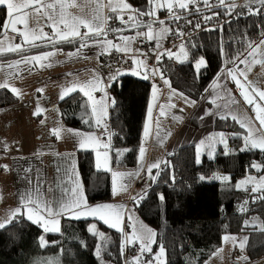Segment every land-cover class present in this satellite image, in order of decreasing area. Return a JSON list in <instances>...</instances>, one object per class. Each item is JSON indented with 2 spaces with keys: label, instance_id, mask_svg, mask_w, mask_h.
<instances>
[{
  "label": "snow or ice",
  "instance_id": "1",
  "mask_svg": "<svg viewBox=\"0 0 264 264\" xmlns=\"http://www.w3.org/2000/svg\"><path fill=\"white\" fill-rule=\"evenodd\" d=\"M92 2V0H90ZM97 7L93 9V14L90 18L85 16H75L68 12L69 8L77 7V0H0V7L6 10L7 23L0 25V36H3V40H0V56L6 53H17L20 55V59L15 61H9L6 63L0 62V69L5 66L12 71L9 73V79L12 76H18L23 71H31L34 66L40 68H51L55 62L53 58L57 52L62 51L56 47L57 44H74L79 41V46L67 55L72 58H88L85 56V48H96L98 50L97 59L100 55H111L115 50L123 54L121 59L124 63L131 60L135 65L131 68V74L134 76H140L144 80L150 79V77L159 76L165 85L170 89L168 96V103L163 105H157L159 87L153 83L151 103L147 108V122L143 127L142 143L138 149L139 165L136 171L133 172H119L113 171L109 166V151L112 150L111 139L112 133L109 132L107 119L109 117L108 109L114 107L116 101L108 93V88L115 83H119V77L124 73L119 69H113L107 74L105 83V77L101 76L97 70H93V78L86 82L73 81L70 82L68 87H65L60 95V99L64 100L66 96L71 95L76 91H80L84 97H87L85 101L86 118H83V122L88 125L89 128L103 129L101 136H97L94 132H81L67 129L78 138V148L81 150L93 149L96 153V167L97 169H103L112 173L113 176V195H118L121 191H127L131 180L138 176L141 171L145 170L144 157L146 152L145 144L153 134V111L158 107L159 115L155 117L156 123V137L160 142V117L165 116L166 113L175 108V104L172 103L173 97H179L184 100L186 105L195 106L197 101L191 99L183 92H178L172 88L171 81L166 78L165 73L161 71L159 67L149 69L146 59H140V57H146L148 54L141 51L139 48L133 49L131 45L137 40L138 37H143L147 41L156 40L155 48L152 49L155 52V60L157 64H162V60L165 56L168 59L185 63L188 60V52L186 47H195L191 41L186 43H180L178 51L173 52L171 49H164L160 43V38L164 37L165 33H171L176 38H183L185 32L176 27L174 30L165 25V21L159 19L158 12L165 10L168 13L170 20L179 22L184 20L187 25H191L193 30H197L201 27V23H207L212 21L216 17L221 15L220 11H214L213 9H222L225 15L231 16L238 7L246 9L247 15H261V10L264 9V0H247L244 5H237L234 0H146V7L144 9L134 8L132 4L127 0H108L105 5L102 0H96ZM204 5V9L208 10L211 14L205 15L204 9H201L200 5ZM192 6L189 10V6ZM255 5V7H253ZM110 9L113 16H105L104 8ZM29 9L31 11H29ZM83 11V9H81ZM200 15L201 20L193 22L188 19L190 15ZM125 15L128 19L125 20ZM244 15L242 12H237L236 17ZM47 18V27L52 29L51 35L45 32L42 27L30 28L29 19L33 18L39 21L40 17ZM143 17H148V21H144ZM116 19L122 27L120 28H108V20ZM159 23L161 26L159 32H157L153 25ZM18 25H22L23 28H18ZM81 27L86 31L81 33ZM220 30H223V25H220ZM145 28L146 31H136L134 36H125L122 33L129 29ZM207 31H215L216 28H206ZM14 33L21 38L20 43H12L15 40V36H9L8 32ZM112 32L117 34V39L123 43H115L113 40L108 39V33ZM190 34V33H189ZM261 37H264V31L260 33ZM39 41V43H37ZM243 44V51L238 50L237 54L229 59L223 61V66L211 81L210 85L204 89L208 92L212 89L215 95L211 99V103L215 105L216 111L211 109H205L204 113L199 117L200 120L205 119L208 116H219L222 120H228L229 118L236 121L244 133H231L226 134L224 132L210 133L207 137L199 140L195 145V158L197 163H202L201 157L207 154L209 159L215 157V146L217 143L222 144L224 147V155L228 152V139L239 137L242 141V147L240 151H253L258 150L264 155V90L258 87L257 81L248 80V72L252 70V67L256 64L264 66V38L256 41L248 40L245 34L243 41H237ZM51 45V51L40 52L35 55H24L25 52L30 51L31 48H47ZM221 52L223 53V43H221ZM247 53L245 55L244 53ZM136 53L138 55H134ZM243 56V58H241ZM232 66L229 67L228 65ZM21 65H24L21 68ZM241 65H244L241 68ZM110 67V66H109ZM207 62L203 57L196 58L193 61V68L195 77L198 79L201 75V69H206ZM68 75H72L69 73ZM231 81L235 84L243 101L252 108L255 113L254 117H246L242 114L236 115V109H233V105H238L240 102L232 95V90L228 87V82ZM9 83L7 80L0 82V89L8 88ZM38 93H43V88L36 90ZM11 92L17 96L22 97L20 90L16 87H11ZM99 92L101 95L97 98L94 93ZM223 93V94H222ZM200 99L207 100L205 96H201ZM217 100H224V103H217ZM90 107V113L87 109ZM43 109L39 106L35 109L34 115L40 116ZM183 111V109H181ZM176 120H181L182 117L175 116ZM258 122V127L256 126ZM44 124V120L40 121ZM62 125L51 130V134L60 138ZM103 135H107V141L102 139ZM170 135V133H169ZM101 149L103 152H101ZM7 146L5 151H7ZM125 150H115L116 155L122 156ZM174 153H169L173 155ZM101 155L103 159L101 161ZM166 165L171 171L170 161L157 160L151 163L147 169L146 174L149 180L156 182L160 176V172L163 170L161 165ZM4 170H8V165H0ZM251 169L261 173L259 178L247 175L244 179L238 181L234 188L242 190L244 192H251L253 194V203L257 201H264V163L253 162L250 165ZM156 170L153 175V170ZM31 168L25 169V173L31 172ZM59 172L60 169L58 168ZM65 177L67 182L71 185V188H64L65 193H69L66 198L61 197L56 202V206L53 207V202L46 201L40 198L39 189L36 192H25L19 194V204L15 209L10 210L9 214L0 221V230H4L7 226L13 222L18 223V217L26 218L27 221L39 225L45 233L54 232L60 233V217H67L69 219H87L89 217L95 218L109 228L115 229L122 235V241L120 245V255L123 256L124 252L129 247H137V253L130 259L124 260L123 264H167V249L163 243L157 241V233L148 228L146 225L141 224L138 228L136 223L131 225V232H125L122 224L125 214V206L123 204L104 203L90 206L84 196L81 182L78 179V173L75 164V158L72 157V163L65 169ZM127 179L128 183H125ZM174 180V176L171 177ZM200 180H205L204 176L199 177ZM212 179L221 180L223 182H230L231 177L228 175H214ZM39 182V177H37ZM249 185L251 186L249 189ZM51 189H49L50 191ZM146 191L138 193L132 199L137 205L145 198ZM3 199L0 194V200ZM161 201L164 200L163 194L159 195ZM248 201L245 200L241 207V212H246ZM129 221H133L131 213L128 214ZM248 221H245V226H248ZM88 231L100 238L101 241H106L108 238L103 232H100L96 224L89 225ZM231 243L234 248H239L241 255L236 258L233 264H249V258L243 255L244 249L247 244V237L237 238L231 234H225L222 236V243ZM48 245V241L44 236L39 237V246L45 247ZM156 246V251H153V246ZM102 251H106V247L100 245L97 246L95 252L97 257L100 258V264H104L102 259ZM222 249H217L212 253H209V259L213 256H218ZM49 264H59V260L50 261ZM203 264H209V260H205Z\"/></svg>",
  "mask_w": 264,
  "mask_h": 264
},
{
  "label": "trees",
  "instance_id": "2",
  "mask_svg": "<svg viewBox=\"0 0 264 264\" xmlns=\"http://www.w3.org/2000/svg\"><path fill=\"white\" fill-rule=\"evenodd\" d=\"M216 11H220L226 19L222 31L220 27L215 31L204 30L181 42L191 41L195 44V47H186L189 59L185 63L177 64L174 58L170 60L165 56L162 64H158L171 81L172 88L196 101L206 95L204 89L215 78L223 61L234 57L238 50L243 51V44L237 41H243L245 34L248 40L257 43L264 38L260 35L264 31V9L261 15H247L242 7L237 8L231 16L225 15L222 9ZM237 12L244 15L236 17ZM197 16L190 15L188 19ZM5 20L6 10L1 7L0 25ZM183 21L167 23L175 29ZM173 37L169 35L170 40ZM68 47L74 48L72 45ZM199 57L206 60L207 67L201 69L197 79L193 61ZM110 94L116 101L108 117L109 132L112 133L111 163L115 169H133L138 162L152 84L150 80L124 75L119 77V83L110 87ZM17 101L9 90H0V109ZM85 101L82 93H72L58 103V112L68 128L93 132L95 128H89L83 122V118H86ZM87 111L90 113V107ZM227 126L237 128L229 119L215 120V129L222 130ZM242 144L239 137L231 138L228 142L229 154L224 155V147L219 145L214 159H209L205 153L201 157L202 163L196 162L194 144L175 149L171 156L169 153L165 155L164 160L170 161L171 171L162 165L163 170L157 181H151L145 198L135 207L140 218L157 233V241L166 247L167 264H203L209 260V253L222 248V236L225 234L250 235L248 256L251 260L264 257V201L253 203L252 196L258 194L233 187L247 175L259 178L261 173L251 169L250 165L253 162L264 163V155L258 150L242 152ZM118 149L125 150L122 156L116 155L115 150ZM77 161L89 204L111 201V173L96 168L95 155L90 151L79 152ZM220 174L230 176L231 181L226 183L212 179ZM200 176H204L205 180H200ZM160 194L164 196L163 201L159 199ZM245 200L248 201V210L241 212L240 207ZM257 217L261 220L262 228L251 225ZM245 221L249 222L248 226H245ZM94 222L66 220L60 234H44L38 225L19 217L18 223L13 222L0 230V264H49L56 259L59 264H100L95 252L98 245L106 247V251H102L104 264H123L125 257L120 255L121 233L96 221L97 229L108 238L101 241L88 231L89 225ZM42 235L48 241L45 247L39 246ZM253 237L258 238L253 241ZM132 252L131 249L127 250L128 254Z\"/></svg>",
  "mask_w": 264,
  "mask_h": 264
},
{
  "label": "crops",
  "instance_id": "3",
  "mask_svg": "<svg viewBox=\"0 0 264 264\" xmlns=\"http://www.w3.org/2000/svg\"><path fill=\"white\" fill-rule=\"evenodd\" d=\"M51 2V0H49ZM102 2L107 5L108 0H102ZM128 3L132 4L134 8L144 9L146 6V0H127ZM77 7L69 8L68 12L75 16H85L90 18L93 14V9L97 7L96 0H77ZM1 8V7H0ZM3 8V7H2ZM192 6H189V10ZM83 9V11H81ZM29 11H31L29 9ZM105 16H113L110 9L107 7L104 8ZM159 19L165 21L168 27L172 28L167 21H172L168 19V13L165 10H160L158 12ZM128 19V16L125 15V20ZM144 21H148V17H143ZM5 23H7V16ZM48 21L46 17L41 16L39 21L30 18L29 27L30 28H43L45 32H48L51 35L52 29L47 27ZM108 28H120L122 25L116 19L108 20ZM160 25L157 22L153 25V28L159 32ZM18 28H23L22 25H18ZM174 30V28H172ZM146 31L145 28L140 29H129L125 30L122 34L125 36H134L136 31ZM81 33L85 32L86 29L81 27ZM171 33H165L163 38H160V43L165 46L169 39ZM8 35L15 36V40L11 41L12 43H20L21 38L16 36L14 33L8 32ZM108 39L113 40L115 43H123L121 40L117 39V34L109 32ZM0 40H3V36ZM138 40H145L143 37H138ZM135 41V42H136ZM135 42L131 45L133 49H136ZM154 42H157L154 40ZM39 43V41H37ZM74 46V48H69L68 46ZM79 46V41L74 44H57L56 47L62 49V51L57 52L56 56L53 58L55 61L51 68H40L39 66H34L31 71H23L18 76H12L9 79V73L12 71L6 66L3 69H0V82L8 81L9 87L4 88L11 92V87H16L20 90L22 97L17 96V102L13 105H10L6 108L0 109V165H8V170H4L0 167V194H2L3 199L1 202L6 203L9 209H15L19 204V194L25 192H36L39 189V196L43 200L53 202V207L56 206V202L59 198H66L69 193L63 191L64 188H71V185L67 182L65 177V169L72 163V157L75 158L76 169L78 173V179L81 182L84 196L86 197L83 183L81 181V176L78 168V153L82 151H90L95 155V165H96V153L93 149L89 148L88 150H81L78 148V138L75 137L72 133L68 132V128L60 118L58 112V103L61 101L60 95L65 87L70 85V82H86L93 78V70L99 72V65L101 56L97 59L98 50L96 48H85L84 53L88 58H70L67 54L74 51ZM52 47L49 45L47 48H31L30 51L24 53V55H35L44 51H51ZM115 51V50H113ZM134 55H137L134 53ZM20 55L17 53H6L3 56H0V62L6 63L9 61H15L20 59ZM140 59H144L140 57ZM132 62V61H131ZM24 65H21L23 68ZM135 65L131 64V68H134ZM71 73L72 75H68ZM124 75H132L130 67L127 68L124 72ZM140 77V76H137ZM141 78V77H140ZM105 83L107 80L105 78ZM163 87H160L158 92V101L157 105L167 104V86L162 83ZM38 88H43L44 92L38 93L36 90ZM164 89V92L163 89ZM3 90V89H0ZM170 91V90H169ZM76 92H80L79 90ZM12 93V92H11ZM75 93V92H74ZM81 93V92H80ZM108 93L110 94V87L108 88ZM94 95L99 98L101 95L99 92H95ZM67 97V96H66ZM87 100V97H85ZM151 103V99H150ZM149 103V104H150ZM43 109L40 116H35L33 113L37 107ZM111 107L108 109L110 112ZM159 115L158 107L153 111V134L149 138V141L145 144L146 147V159L144 160L145 170L141 171L138 176L131 180V183L128 186L127 191H123L122 198L119 201V204L125 206V216H128L131 213L133 219H135L136 224L139 223V226L142 224L141 220L137 217V212L131 211V202L128 203V199L131 198L132 190L135 188L137 179L142 178L146 174L147 167L152 163L153 159L158 158L162 160L165 158L168 150V147L164 144L157 145L156 137V123L155 117ZM180 116L181 120H176L174 117ZM44 120V124H41L40 121ZM194 120V119H193ZM172 121H175L178 125H183L186 122H190V115L186 112L179 110L178 108H172L166 113L165 122H160V136L168 132L167 123L172 125ZM147 122V119H146ZM167 122V123H166ZM108 124V119H107ZM62 125V130L60 133V138L51 134V130L60 127ZM109 129V126H108ZM73 131H80L72 129ZM84 132V131H81ZM97 136H101L103 129H95L93 131ZM87 133V132H86ZM102 139L107 141V135H103ZM186 143L185 145H189ZM196 145V143H191ZM112 145V144H111ZM7 146V151L5 147ZM182 147V146H181ZM180 148V147H178ZM101 152L103 150L101 149ZM111 153L109 151V166L113 171L119 172H131L136 171L139 165V158L137 165L133 169H115L111 163ZM103 156L101 155V161ZM31 168L32 171L25 173V169ZM60 169L58 172L57 169ZM97 168V167H96ZM100 171L109 172L103 167L98 169ZM111 173V172H110ZM112 176V173H111ZM37 177H39V182H37ZM113 179V176H112ZM113 181V180H112ZM125 183H128L127 179ZM113 185V182H112ZM130 186H132L130 188ZM49 189H51L49 191ZM87 199V197H86ZM127 200V201H126ZM133 201V200H131ZM88 202V200H87ZM104 203H112L104 202ZM100 203V204H104ZM89 204V202H88ZM90 206H95L97 204H89ZM10 212V210H9ZM7 212L6 216L9 214ZM1 215V214H0ZM5 216V217H6ZM19 218V217H18ZM3 217L0 216V221ZM141 219V218H140ZM66 220H75L69 219L67 217H60V229L63 230V224ZM80 220H90L98 221L95 218H87ZM124 220V218H123ZM143 221V220H142ZM93 224H96V223ZM103 223V222H101ZM37 225V224H36ZM39 226V225H38ZM40 227V226H39ZM41 228V227H40ZM42 229V228H41ZM43 230V229H42ZM44 232V231H43ZM60 232V233H61ZM54 232H48L44 234H60ZM237 237V236H236ZM227 243H223L222 251L218 256H213L209 259V264H233L237 257L242 253L237 248L230 247L226 248ZM137 247H129L133 251L128 255L134 256L137 253ZM243 255H246L249 258V264H264V257L251 260L247 254V251L243 252Z\"/></svg>",
  "mask_w": 264,
  "mask_h": 264
},
{
  "label": "rangeland",
  "instance_id": "4",
  "mask_svg": "<svg viewBox=\"0 0 264 264\" xmlns=\"http://www.w3.org/2000/svg\"><path fill=\"white\" fill-rule=\"evenodd\" d=\"M165 25L167 26V24H165ZM152 41H154V40H152ZM178 46H179V44L176 46H172L168 49H171L173 52H177ZM186 51H187V49H186ZM245 55H247V53H245ZM241 58H243V56ZM188 59H189V57H188ZM175 62L177 64H180V62L177 60H175ZM228 66L231 67L232 65L231 66L228 65ZM243 67H244V65H241V68H243ZM149 69H151V68H149ZM258 77H259L258 87L261 90H264V66L256 64L252 67V70L248 72L247 78L249 81H257ZM148 80H150L152 85H153V83H155L159 87V89H160V87H163V85H162L163 81L160 79V77H159V79L157 78V76L156 77H150V79H148ZM228 87L232 90V95L240 102L238 105L232 106L233 109L237 110L235 112V114L238 116H240L242 114L243 116H246V117H254L255 113L253 112L252 108L249 107L243 101V98L240 96L235 84H233L231 81H229ZM167 88H168V86H167ZM169 90L170 89L168 88L167 99H166L167 101H168V96H169V92H170ZM162 92H164V89ZM214 95H215V92L211 89L205 95V97H207L208 99L207 100L201 99L200 101H197L195 106L186 105L182 98L173 97L172 103L175 104L176 108H178L179 110L183 109V112H186L187 114L190 115V122H186L183 125H178L175 121H172V125L169 124V122L168 123L166 122L167 127L169 125L168 132L166 134H162V137L160 136V142H158V140H157V145L160 143L166 145V147H168V150L166 151V153H171L172 151H174L178 147L183 146L186 143H190V144L191 143H198L200 139L207 137L210 133H219V132H224L226 134L244 133L245 130L242 129L236 121H233L230 118H229V121H232L236 124V127H237L236 129L234 127H228V126L226 129H222V130L215 129V120L219 118L218 115L217 116H208V117H205V119H203V120L199 119V117L204 113L205 109H211L213 112L216 111L215 105H213L210 102ZM217 103L222 104V103H224V100H217ZM165 120H166V115L160 117V122L161 121L165 122ZM256 126L258 127V122H256ZM169 133H170V135H169ZM230 139L231 138L228 139V142ZM219 145H222V144H219V143L216 144L215 152H216ZM163 157H165V156H163ZM145 159H146V153H145L144 160ZM157 160H158V158L153 159L152 163L157 161ZM163 160H164V158H162V161ZM162 165H161V167H162ZM128 172H131V171L128 170ZM155 173H156V170L154 169L153 175H155ZM220 175H225V174H220ZM150 183H151V180L148 179L147 174H145V176H143L142 178L137 179V183L135 184V188H133V190H132L131 198L128 199V203L130 204V202H131V211L137 212L136 207H135L136 203H134V201H131V200H133L132 198L134 196H137L138 193H142L145 191L147 192L151 186ZM131 187L132 186H130V188ZM250 187L251 186L249 185V188ZM122 194H123V191L119 192L118 195H113L112 200H111L112 203L113 204H119V201H121L120 199H123ZM7 208H8V206L6 205V203H4V202L0 203V214H1L0 216H2L3 218L6 216L7 212H9V210H11V209L8 210ZM132 216H134V215H132ZM137 217L139 218V220H141L143 225H146L148 228L153 229L152 227L147 225L144 221H142V219H140L138 212H137ZM133 222H135V219H133V221L130 222L128 219V216L124 217L122 227H123L125 232H128V233L131 232V230H132L131 225ZM251 225H256V226H258V228H262L261 220L258 217L253 219V221L251 222ZM136 226L139 228L140 227L139 223L136 224ZM245 236L247 237V244H246L244 251H247L248 244L251 240L250 235H247V234L246 235H238L237 238H241V237H245ZM257 238L258 237H253V241H256ZM154 246H153V251L155 252L156 249H154ZM225 246H227L226 248L233 247L230 242L227 243ZM237 249L239 250V248H237ZM124 257H125V260L130 259L132 257L131 254L128 255L127 249L124 252ZM262 262L264 263V261H262Z\"/></svg>",
  "mask_w": 264,
  "mask_h": 264
},
{
  "label": "built area",
  "instance_id": "5",
  "mask_svg": "<svg viewBox=\"0 0 264 264\" xmlns=\"http://www.w3.org/2000/svg\"><path fill=\"white\" fill-rule=\"evenodd\" d=\"M247 0H234V2L237 5H244ZM201 9H204V5H200ZM239 8V7H238ZM216 11L217 9H213ZM204 14H211L208 10L204 9ZM170 19V18H168ZM201 16L198 15L195 18H191L193 22L197 20H201ZM226 19L223 18L221 15L213 19L212 21H209L207 23L202 22L201 27L197 30H193L191 25H187L185 21H183L180 25L179 28H181L185 32V36L183 38H176L175 36L173 37L172 40H168L166 45L163 46L161 51L164 49H168L172 47L175 44L181 43L188 38L200 33L201 31H204L206 28H217L220 25H225ZM190 33V34H189ZM156 42L154 41H144V40H138L135 42V47L136 49L139 48L141 51L147 53L148 55L146 57H142L146 59L147 65L149 68H155L158 67V64L156 63L155 60V52L152 51L153 48H155ZM134 54V53H133ZM138 55V54H137ZM123 56L122 53L117 52V51H112L111 55H102L100 59V66H99V74L103 77H107V74L112 71L113 69L119 68L122 72H124L127 68H129L132 64L131 60H128L127 63H124L121 57ZM110 66V67H109ZM159 79V76H157Z\"/></svg>",
  "mask_w": 264,
  "mask_h": 264
}]
</instances>
